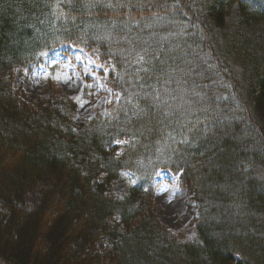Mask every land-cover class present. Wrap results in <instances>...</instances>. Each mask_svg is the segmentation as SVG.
Returning a JSON list of instances; mask_svg holds the SVG:
<instances>
[{"label":"trees","instance_id":"obj_1","mask_svg":"<svg viewBox=\"0 0 264 264\" xmlns=\"http://www.w3.org/2000/svg\"><path fill=\"white\" fill-rule=\"evenodd\" d=\"M66 47L114 96L77 127L53 81L36 106L13 87ZM158 171L194 239L161 223ZM0 264H264V0H0Z\"/></svg>","mask_w":264,"mask_h":264},{"label":"rangeland","instance_id":"obj_2","mask_svg":"<svg viewBox=\"0 0 264 264\" xmlns=\"http://www.w3.org/2000/svg\"><path fill=\"white\" fill-rule=\"evenodd\" d=\"M53 81L60 93L72 98L77 105L73 126L77 127L96 114H104L107 104L114 100L105 85V78L97 59L84 51L66 47L43 56L38 65L27 69L14 70L13 87L20 93V99L36 106L50 91L46 82ZM178 176L166 171H158L154 180V205L161 223L174 233L192 240L195 237L197 209L187 191L179 186ZM134 185L133 176L122 173L121 179L112 185L115 197L122 198ZM27 203L31 208L39 204V194L31 192ZM110 246L104 242L97 244L99 253L104 254Z\"/></svg>","mask_w":264,"mask_h":264}]
</instances>
